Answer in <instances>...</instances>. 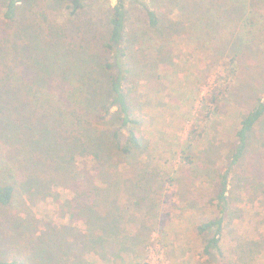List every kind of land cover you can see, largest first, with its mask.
Listing matches in <instances>:
<instances>
[{"label":"trees","instance_id":"trees-1","mask_svg":"<svg viewBox=\"0 0 264 264\" xmlns=\"http://www.w3.org/2000/svg\"><path fill=\"white\" fill-rule=\"evenodd\" d=\"M257 3L264 0L226 1L227 8L229 4L234 7L230 8L234 22L244 21L238 32H244L246 25H259L258 19H253ZM211 5L207 2L201 14V33L210 37L218 53L215 45L220 32L211 33L213 26L220 30L223 18L218 11L210 13ZM143 8L145 20L131 22L126 0H115L112 5L108 2L104 17L82 20V0H0L6 23L17 26L12 34L15 45L9 44V32L0 36V65L10 68L5 75L12 71L17 81L9 95H18L21 103L27 101L42 116L43 128L35 144H43L40 161L47 180L37 190L42 189L45 196L53 193L52 187L56 193L60 187L70 191L66 198L58 191L55 200L58 217L69 225L56 226L54 219L27 215L21 219L26 229L20 233L26 237L27 258L3 257L0 264H149L151 253L157 259L162 253L160 237L172 232L166 231L167 225L160 224L159 217L163 195L177 179L186 184L179 189L178 205L191 212L189 219L201 240L198 254L210 264L224 255V229L230 233L235 218L243 214L237 206L242 194L246 203L254 206L255 198L264 193L255 164L264 155V135L251 150L254 132L264 120V95L241 117L234 140L224 147L223 164L220 156L210 158L213 151L222 153L210 140L198 150L202 161L192 162L185 154L183 162L189 169L194 165L196 169L199 163L203 167L198 179L208 190L206 208L197 199L199 193L189 191L197 188V179L187 180L182 165L169 173L155 161L154 148L141 133L147 117L139 86L145 80L148 91L155 95L164 92L162 76L150 68L171 63L172 53L169 40H164L170 35L163 32L168 25L159 26L155 11ZM60 16L63 19L59 21ZM156 30L159 38L153 33ZM191 32L195 34L194 29ZM199 36L198 41L189 39L198 52L203 50ZM238 50L233 45L229 62L237 60ZM234 71L221 78L226 80ZM148 76L158 83L150 84ZM210 100L215 102L216 96ZM216 106L210 112L216 111ZM45 169H52L55 178L48 177ZM234 187L239 194H234ZM13 193V185H0V206L9 205ZM208 214L213 215L205 218ZM236 242V248L230 246L225 252L235 255L236 249L243 250L242 241ZM226 258L227 264H233Z\"/></svg>","mask_w":264,"mask_h":264},{"label":"rangeland","instance_id":"rangeland-1","mask_svg":"<svg viewBox=\"0 0 264 264\" xmlns=\"http://www.w3.org/2000/svg\"><path fill=\"white\" fill-rule=\"evenodd\" d=\"M226 1L126 0V5L131 12V22H136L138 19L145 20L143 7L147 6L155 11L159 18V26L168 25L163 32L170 34L164 40H169L167 45L172 53L171 63L150 68L152 72L162 76L160 81L165 86L164 92L155 95L148 91L144 86L148 84L145 80H142L143 85L139 86L142 101L146 105L143 111L147 117L146 124H142L141 133L151 142L155 161L159 162L161 168L170 173L173 168L177 169L182 165L181 172L186 174L187 180L197 179L194 183L197 188L194 187L189 191L199 193L197 199L205 203L204 208L207 207L208 190L206 185L201 184V180L198 179L204 171L203 167L199 163L196 169L195 165L193 169H189L190 165L184 163L183 159L188 155L192 162L202 161L203 156L198 153V150L203 148V145L207 147V142L210 140L218 150L222 148L221 154L214 151L209 153L210 158L214 160L220 156L219 163L223 164L226 154L224 147H228V144L234 140V132L241 117L255 104L258 96L264 95V3H257L255 5L257 12L253 13V19H258L259 25L254 27L246 25L244 34L237 31L241 22L244 23V21L238 22L240 25L234 22L235 19L230 15V8L233 10L234 7L229 4L230 7L227 8ZM108 2L112 5L115 0H82L84 9L79 17L82 20H88V18L97 20L104 17ZM207 2L213 4L209 7L210 13L218 11L221 19L223 18L220 30L215 31L213 26L211 33L213 36L220 32L216 37V45L214 43L218 53L214 52L210 37H206L204 32L201 33L204 27L201 14ZM232 16H234L233 11ZM62 19V16L58 18L59 21ZM6 21L0 11V36L4 32L5 35L9 32L11 37L9 44L15 45L16 39L12 38V34L17 26ZM159 26L158 32L162 35ZM193 29L195 34L191 32ZM153 33L158 37L157 30ZM198 35L202 37L199 41L203 50L199 49L200 52L195 50L189 42V39L197 40ZM233 45H237L239 50L237 60L231 63L229 60ZM229 70H235L234 74L223 80L221 77ZM6 71L10 72V68H6L5 64L0 65V157L2 158L0 185L5 183L13 185L14 193L9 205L0 206V258L14 256L24 260L27 258L28 250L26 242L23 243L26 237L20 236V233L26 229L21 219L31 215L48 221L54 219L56 226L69 225L66 220L58 217V206L55 200L59 195L58 191L62 195L61 198L68 197L70 191L66 187H60L56 193L55 188L52 187L53 193L45 196L42 189L37 190V187L47 180L46 175H43L40 161L43 144L40 143L39 146L35 144L39 140L38 135L42 132L43 126L40 124L42 116L40 111L36 108L34 110L27 101L21 103V97L18 95L13 97L9 95V89L12 88L14 91L13 86L17 85V81L11 75L12 71L5 75ZM147 78L150 84L158 83L154 77ZM7 84H10V87ZM214 96H216V103L210 100ZM215 105H217L216 111L210 112ZM206 113L208 117H204ZM254 135L255 141H252V145L255 146H251V150L256 149L257 142L264 135V120L257 127ZM255 164L258 165L256 170L258 178L264 182V155L261 156L260 163L255 161ZM46 172L50 175L48 177L55 178L52 169L50 171L45 169ZM177 180L178 183L168 186L163 195L159 220L160 224L167 226L174 223L180 226L183 222L182 225L185 228L192 226L187 221L191 212L180 210L177 200L181 195L179 189L186 184L184 179ZM233 191L234 194L240 192L238 187H234ZM242 195H244L243 200L237 206L240 205L243 214L235 218L230 233L224 229L225 237L221 242L224 255L211 264H227L226 256L233 264H264V193L255 198L254 206L247 204L245 194ZM251 197H254V194ZM197 199L194 201L197 202ZM209 215L211 214L205 218ZM15 220H18V225ZM39 224L38 228L42 226ZM173 234L174 231L171 236ZM231 236L233 242H231ZM157 237L155 240L158 239ZM166 238V236L160 237L163 247H168ZM234 238L242 241L243 250L238 248L236 254L232 255L229 251L228 253L225 251L230 246L237 247ZM179 239V236H176V246ZM170 245L173 246V241ZM161 251L159 259L169 264L165 258V251L162 248ZM192 253L196 257V262L200 264L202 259L198 252L193 250ZM159 259L151 254L149 264H162Z\"/></svg>","mask_w":264,"mask_h":264},{"label":"crops","instance_id":"crops-1","mask_svg":"<svg viewBox=\"0 0 264 264\" xmlns=\"http://www.w3.org/2000/svg\"><path fill=\"white\" fill-rule=\"evenodd\" d=\"M183 205V204H182ZM211 211L210 208L207 209ZM188 223H191V219L187 220ZM183 222L180 226H177L175 223L167 226V230L174 231V234L171 236L172 232H168L166 235V245L168 247H163L165 251L166 259L169 264H198L196 261L195 255L193 256V250L199 251L200 248V237L197 234V230L194 226L183 227ZM192 225V224H191ZM179 236L178 245L176 246L175 238ZM173 241V246L171 247L170 242ZM182 242V243H181ZM195 247V248H194ZM195 258V260H194ZM200 264H209L206 262L205 258H202ZM211 264V263H210Z\"/></svg>","mask_w":264,"mask_h":264},{"label":"built area","instance_id":"built-area-1","mask_svg":"<svg viewBox=\"0 0 264 264\" xmlns=\"http://www.w3.org/2000/svg\"><path fill=\"white\" fill-rule=\"evenodd\" d=\"M152 254V253H151ZM152 255H154V254H152ZM150 257V256H149ZM156 257V256H155Z\"/></svg>","mask_w":264,"mask_h":264}]
</instances>
